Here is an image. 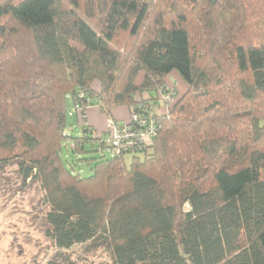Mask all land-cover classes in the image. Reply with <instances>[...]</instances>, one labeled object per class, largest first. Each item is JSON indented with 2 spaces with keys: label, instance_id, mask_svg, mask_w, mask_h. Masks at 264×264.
Instances as JSON below:
<instances>
[{
  "label": "trees",
  "instance_id": "trees-1",
  "mask_svg": "<svg viewBox=\"0 0 264 264\" xmlns=\"http://www.w3.org/2000/svg\"><path fill=\"white\" fill-rule=\"evenodd\" d=\"M173 71L188 88L159 113L142 95L159 100ZM68 98L84 106L79 137ZM144 103L152 141L130 163L106 153L88 106L110 117ZM66 142L90 176L67 165ZM10 163L40 182L59 249L105 245L108 264H264V0H0Z\"/></svg>",
  "mask_w": 264,
  "mask_h": 264
},
{
  "label": "rangeland",
  "instance_id": "rangeland-1",
  "mask_svg": "<svg viewBox=\"0 0 264 264\" xmlns=\"http://www.w3.org/2000/svg\"><path fill=\"white\" fill-rule=\"evenodd\" d=\"M174 77L173 74L169 79ZM96 85L98 86V83ZM171 88L179 93L175 85ZM159 101L165 106L163 98ZM96 106L100 111V105L96 104ZM71 112L76 113L71 99L68 98L67 134L79 137L83 126L79 123L77 116L71 115ZM100 113L107 117L101 111ZM78 117L82 120L80 113ZM121 123L124 122L121 121ZM70 147V143L66 142L62 149L67 165L82 177L90 176L93 173L92 166L78 161ZM86 156L96 157L98 155L90 153ZM131 156L127 155V163H130ZM47 211L44 190L40 182L25 181L19 172L17 163L0 166V264H48L54 257L70 259L74 264L112 262V252L105 245L76 244L68 250L57 248L53 240L46 235L49 227L45 217Z\"/></svg>",
  "mask_w": 264,
  "mask_h": 264
},
{
  "label": "built area",
  "instance_id": "built-area-1",
  "mask_svg": "<svg viewBox=\"0 0 264 264\" xmlns=\"http://www.w3.org/2000/svg\"><path fill=\"white\" fill-rule=\"evenodd\" d=\"M176 90L167 88L159 90L160 98H163L168 107L175 102ZM74 110L83 118L84 106L79 103L74 105ZM158 120L155 111L150 104H140L130 110L128 122L121 123L112 117H108V127L105 132H96L97 137L105 141V152L108 154H137L149 144L157 133Z\"/></svg>",
  "mask_w": 264,
  "mask_h": 264
},
{
  "label": "crops",
  "instance_id": "crops-1",
  "mask_svg": "<svg viewBox=\"0 0 264 264\" xmlns=\"http://www.w3.org/2000/svg\"><path fill=\"white\" fill-rule=\"evenodd\" d=\"M175 75L173 79H169L171 75ZM172 85H175L178 90V95H182L186 92L188 86L184 82V80L180 77V75L173 71L169 75L165 77V86L167 88H171ZM176 90V89H175ZM144 98H151L153 103L155 104V108L159 113H164L166 110V105H161L160 101L157 99V91H146L142 95ZM130 109L128 106H116L112 109L111 116L113 119L117 121L122 122H128L130 115H129ZM73 115H76L78 118L79 123L81 125L83 124V121L79 119L78 115L79 113L76 111V113ZM108 123V117H104L101 115L100 111L98 110L96 104H92V106H88L86 110V117H85V124L90 126L95 132H105L106 125Z\"/></svg>",
  "mask_w": 264,
  "mask_h": 264
}]
</instances>
